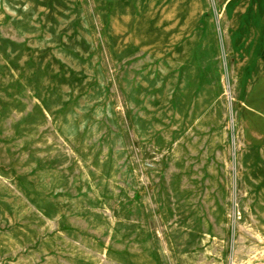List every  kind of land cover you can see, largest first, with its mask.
<instances>
[{
  "label": "rangeland",
  "instance_id": "374dc122",
  "mask_svg": "<svg viewBox=\"0 0 264 264\" xmlns=\"http://www.w3.org/2000/svg\"><path fill=\"white\" fill-rule=\"evenodd\" d=\"M200 1L0 0V264H264V0Z\"/></svg>",
  "mask_w": 264,
  "mask_h": 264
},
{
  "label": "bare ground",
  "instance_id": "6f19581e",
  "mask_svg": "<svg viewBox=\"0 0 264 264\" xmlns=\"http://www.w3.org/2000/svg\"><path fill=\"white\" fill-rule=\"evenodd\" d=\"M249 4L250 0H237L233 12L245 11ZM202 11L200 0H169L166 5L154 12L153 17L150 16L155 17L156 22L162 27L161 30L158 31V28L151 24L148 16L140 18L134 24L129 16L116 17L114 29L122 40L133 42L143 49L151 48L153 37L156 39L155 42L161 41L164 34L170 36L173 42L169 43L173 45L193 29ZM152 30H157L153 37L150 35Z\"/></svg>",
  "mask_w": 264,
  "mask_h": 264
}]
</instances>
